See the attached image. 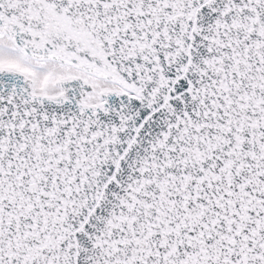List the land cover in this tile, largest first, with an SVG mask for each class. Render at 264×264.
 <instances>
[{
	"label": "snow or ice",
	"instance_id": "obj_1",
	"mask_svg": "<svg viewBox=\"0 0 264 264\" xmlns=\"http://www.w3.org/2000/svg\"><path fill=\"white\" fill-rule=\"evenodd\" d=\"M0 264H264V0H0Z\"/></svg>",
	"mask_w": 264,
	"mask_h": 264
}]
</instances>
